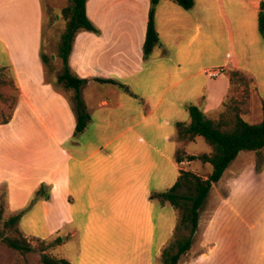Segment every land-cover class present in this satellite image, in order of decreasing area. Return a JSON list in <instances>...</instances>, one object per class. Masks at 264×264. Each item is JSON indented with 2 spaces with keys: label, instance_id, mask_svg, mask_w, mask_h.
<instances>
[{
  "label": "crops",
  "instance_id": "0c3cea01",
  "mask_svg": "<svg viewBox=\"0 0 264 264\" xmlns=\"http://www.w3.org/2000/svg\"><path fill=\"white\" fill-rule=\"evenodd\" d=\"M229 1L246 40L242 51L226 0H196L190 10L161 0L156 13L161 45L145 60L150 0H88L87 14L101 34L81 31L71 53L74 71L90 79L81 98L91 121L75 135L77 116L67 95L45 78L43 0H0V67L10 70L19 88L12 117L0 123V186L6 187L10 213L26 208L41 184L51 190L48 200L37 201L21 218L18 227L25 236L44 240L66 230L76 241L73 264H138L129 256L136 248L147 249L148 264L157 262L176 226V211L153 194L169 189L166 177L178 150L176 123L190 120L185 104L196 102L207 113L217 109L230 92L229 71L238 69L254 79L262 108L264 44L245 35L249 22L259 30L262 0ZM220 16L227 21V60L218 55ZM209 70L220 72L211 77ZM94 78L115 79L123 87ZM190 162L175 160L176 176ZM222 178L208 197L230 186L218 201L236 213L231 200L237 185Z\"/></svg>",
  "mask_w": 264,
  "mask_h": 264
},
{
  "label": "rangeland",
  "instance_id": "374dc122",
  "mask_svg": "<svg viewBox=\"0 0 264 264\" xmlns=\"http://www.w3.org/2000/svg\"><path fill=\"white\" fill-rule=\"evenodd\" d=\"M69 4V0H43L45 49L50 56L52 53L56 54L58 52V42L61 34L65 30L66 24L64 19L61 17V11ZM226 8L228 17L233 24L236 46L240 51H242L241 48L246 43V40L240 37V29L237 24L238 16L236 17L234 13L235 8L233 2L226 0ZM245 18L247 22L251 20L250 16H245ZM218 22V55L220 59L227 60L230 58V47L227 38V21L223 16H220ZM247 27L248 29L246 28L245 30L246 39H253V37L257 36L264 44V40L262 39L259 30H253V28L251 29L250 22ZM205 52L207 53V51ZM206 59L207 57L205 56V60ZM60 68L61 66L59 60L52 59L48 68L50 80H54V77L59 73ZM245 76V81H241L240 76L236 77L235 82L231 85L230 92H228L224 98V105L222 103L217 109L208 112L210 118L215 121L226 119L231 123L235 114L238 112L245 118L246 121L250 123H260L262 121V108L258 103L259 100L257 96L254 94V79L250 78L246 74ZM2 78L8 81L12 80L13 76L10 70L3 71ZM161 83V81L157 80L156 86H160ZM58 87L59 90L63 91L69 98L73 99V92L68 90L66 91L61 88V86ZM1 94L7 96L9 99L5 102L0 97V123L9 120L12 117L16 105L13 104V98L18 97L19 99V88L16 89L10 85H3L0 86V95ZM156 130L158 133L157 128ZM173 139L178 144L177 152L184 157L186 154H189L188 156H201L203 154H212L214 151L213 146L210 145L203 137H200L197 141L194 140V142L191 140H179L176 135ZM239 154L240 155L237 156V158L231 163L230 167L225 171V175H227V177L224 179V175L222 178L224 183L233 182V184L235 183V186L237 185V193L231 200V204L236 210V213H234L227 206L221 205V202L218 201V199H220L219 193L223 196H227L228 189L231 187H218L219 193L217 195H211L210 198L208 197L200 211V226L199 231L196 234V241L192 249L183 257L181 264H264V216L261 221H258L261 214L264 212V150L260 153L253 151H241ZM175 160L174 158L172 159L170 178L166 177V179H170V182L166 181L167 188H171L178 177L176 176L177 168L174 164ZM189 164H191V167L189 166L188 170L197 174H204L208 171H212V166L206 165L205 162L198 157L192 160ZM249 168H252L253 171H249ZM235 169L237 174L234 176ZM166 173L167 171L165 172V175ZM185 190L187 189H182V191ZM4 192H6V187L5 185H1V223L9 219L11 216V213L7 208V199ZM157 192L160 191H156L154 194ZM77 208L78 214L82 218V214L79 213V211L82 210V202L77 206ZM214 209L216 211L218 209L219 210L217 211L218 214H214L215 222L211 225L210 223L213 219L212 216L214 213L212 211H215ZM177 221L176 213V225ZM250 227H252V229ZM209 228L212 230L208 231ZM7 230L8 228L6 227V235H18V233L14 230ZM174 231L175 228L173 233ZM22 234L24 235V233ZM57 236L58 235H55L54 237ZM60 236H62L64 240V242L60 245H51L56 238L49 237L42 240L36 237L25 236L28 242H30L33 246L32 250L26 252L15 250L14 248L8 246L5 241L0 238V264H43V254H47L53 258H66L72 262L77 253L76 241L75 243L73 242L74 240L70 241L71 236L67 235L66 230L61 232ZM148 241L150 242V239ZM142 242L146 243L147 239L142 240ZM212 242L216 243L217 248L214 251L208 252L206 244H210ZM161 252L157 257V262H154L153 264H163L160 260ZM129 256L134 261H137L138 264L149 263V254L147 249L136 248L130 252Z\"/></svg>",
  "mask_w": 264,
  "mask_h": 264
},
{
  "label": "trees",
  "instance_id": "16d2710c",
  "mask_svg": "<svg viewBox=\"0 0 264 264\" xmlns=\"http://www.w3.org/2000/svg\"><path fill=\"white\" fill-rule=\"evenodd\" d=\"M70 4L61 11V17L66 22L65 30L60 36L58 42V52L50 56L45 49V30L43 24V39L41 45V60L45 68V78L52 83L55 88L61 86L64 90L73 92V99H68L77 116V125L75 135L83 133L89 126L91 116L87 112L85 104L81 98V88L88 84L90 79L80 77L72 68L70 63L71 53L73 51L75 39L81 31H89L101 34L100 28L90 19L87 14L88 0H69ZM161 0H150L149 20L147 27L146 41L144 44V59L148 60L155 54V50L161 45L159 32L156 26L157 7ZM190 10L195 6L196 0H172ZM258 28L261 36L264 38V1H261L258 13ZM55 59L60 62V71L54 77L49 79L48 68L50 62ZM5 68L0 67V86L10 85L18 89L15 80L10 81L2 78ZM240 76L241 81H245L244 72L238 69L230 71L231 84ZM246 77V76H245ZM95 82L108 83L123 87L118 80L111 78H94ZM3 101L9 98L3 94L0 95ZM18 97L13 98V104L17 103ZM224 105V103H223ZM185 108L189 112V121H178L176 123V137L179 140L194 141L202 136L213 146L212 154H203L201 156L190 155L188 160L192 161L197 157L205 163H210L212 171L204 178L190 170H181L174 185L166 190L154 194V197L160 198L163 204H170L177 213V225L172 238L162 249L160 260L163 264H181L183 257L192 249L196 234L200 226V211L205 204L206 199L213 189L214 183H218L223 177L225 171L231 163L237 158L241 151H253L260 153L264 150V100L262 102L263 119L260 123H250L244 119L238 112L230 123L226 119L215 121L210 118L203 107L196 102H187ZM8 120L4 121L6 123ZM176 161L182 163L185 157L179 152L176 154ZM183 188L187 190L182 191ZM50 187L47 184H41L35 191L29 205L11 216L6 221H0V238L15 250L26 252L32 250V244L22 234L18 225L23 215L30 207L41 199L50 198ZM5 196H6V192ZM7 231H15L18 235H6ZM50 238H56L51 245H60L64 242L60 234ZM43 264H73L66 258H53L47 254L42 256Z\"/></svg>",
  "mask_w": 264,
  "mask_h": 264
},
{
  "label": "built area",
  "instance_id": "2783aa9c",
  "mask_svg": "<svg viewBox=\"0 0 264 264\" xmlns=\"http://www.w3.org/2000/svg\"><path fill=\"white\" fill-rule=\"evenodd\" d=\"M219 70H210L208 71V74L211 76V77H215L219 74Z\"/></svg>",
  "mask_w": 264,
  "mask_h": 264
},
{
  "label": "water",
  "instance_id": "95a60500",
  "mask_svg": "<svg viewBox=\"0 0 264 264\" xmlns=\"http://www.w3.org/2000/svg\"><path fill=\"white\" fill-rule=\"evenodd\" d=\"M188 157V156H187Z\"/></svg>",
  "mask_w": 264,
  "mask_h": 264
}]
</instances>
